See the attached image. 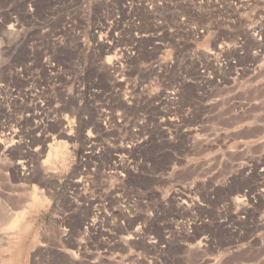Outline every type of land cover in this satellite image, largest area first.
Returning a JSON list of instances; mask_svg holds the SVG:
<instances>
[{
	"label": "rangeland",
	"instance_id": "374dc122",
	"mask_svg": "<svg viewBox=\"0 0 264 264\" xmlns=\"http://www.w3.org/2000/svg\"><path fill=\"white\" fill-rule=\"evenodd\" d=\"M263 61L264 0H0V264H264Z\"/></svg>",
	"mask_w": 264,
	"mask_h": 264
},
{
	"label": "bare ground",
	"instance_id": "6f19581e",
	"mask_svg": "<svg viewBox=\"0 0 264 264\" xmlns=\"http://www.w3.org/2000/svg\"><path fill=\"white\" fill-rule=\"evenodd\" d=\"M257 68H258V70L260 69V70H263V72H264V61L263 62H260V63H257V66H256ZM264 82V74H262L260 77L258 76L257 77V79L255 78V79H248L247 80V83H246V85H248V86H258L260 83H263ZM11 139V138H10ZM5 140V139H4ZM7 140V139H6ZM2 141H3V139H2ZM7 146H5V148H6ZM49 147H50V151H49V153H48V157H47V159L46 160H44V163H45V165L47 164V162H48V160H50L51 159V157H52V159L51 160H53V158H59L60 156L61 157H63L64 156V152H65V147H66V144L63 142V141H61V142H57V143H52V144H50L49 145ZM66 156V155H65ZM51 162V161H50ZM47 166H49V165H47ZM43 167H45V168H42L43 170H46V166H43ZM39 197V196H38ZM37 197V198H38ZM42 197V196H41ZM41 197H40V199H41ZM35 199V198H34ZM44 202V201H43ZM42 202V203H43ZM39 203V204H38ZM38 203H35V205L37 204V205H40L41 203L40 202H38ZM45 203V202H44ZM33 204V203H32ZM10 213V212H9ZM23 215V214H22ZM21 218V217H20ZM19 220V218L16 220V221H18ZM23 221V220H22ZM17 224V223H16ZM15 225V224H14ZM13 226V225H12ZM8 232H10V231H8ZM5 237V236H4ZM3 237V238H4ZM8 238V237H7Z\"/></svg>",
	"mask_w": 264,
	"mask_h": 264
}]
</instances>
